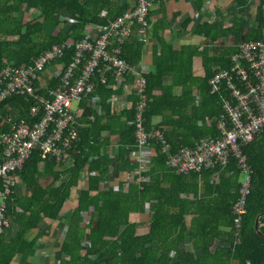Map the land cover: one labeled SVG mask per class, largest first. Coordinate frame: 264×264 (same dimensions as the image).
<instances>
[{"label":"trees","instance_id":"16d2710c","mask_svg":"<svg viewBox=\"0 0 264 264\" xmlns=\"http://www.w3.org/2000/svg\"><path fill=\"white\" fill-rule=\"evenodd\" d=\"M263 6L264 0L257 19L258 31L246 40L264 37ZM127 8L114 0H0V71L6 61L28 65L54 45L80 41L87 37L88 26L107 27ZM26 9L36 11L37 17L27 20ZM104 11L106 16H102ZM63 12L68 13L72 29L57 35L46 32V23L58 26ZM143 47L134 30L121 46V57L136 68ZM198 54L194 47L184 46L177 51L162 45L161 53L155 55V72L144 76L148 99L145 127L163 130L172 153L219 135L221 105L219 96L211 94L209 81L215 72L213 66L229 67L232 56L227 62H219L204 54L205 75L197 77L193 59ZM73 55L71 46L61 63H69ZM94 83L95 93L101 96V114L94 113L93 120H86L79 130L72 167L68 172L57 171L55 159L43 160L41 152L34 151L20 172L31 196L14 195L9 199L8 217L16 218L24 231L35 228L41 216L56 221L71 190L85 179L86 188L67 222L66 237L56 255L59 264H264V218L259 221L261 234L255 230L257 217L264 215V131L244 148L251 168V192L247 214L237 229L233 206L239 197L242 171L234 160L198 173L175 174L161 145L153 141L156 154L146 180L127 185L128 174L137 169L131 155L137 150L133 119L138 96L132 90L128 106L116 113L112 101L123 92L124 85H117L112 74L107 85L101 84L98 75ZM31 105L30 99L20 96L1 102L0 133L6 130L7 118L38 121L29 115ZM156 118H160L157 123ZM116 141L119 151L111 156L106 149ZM41 162L43 171L39 168ZM47 175L52 181L43 188L39 178ZM87 213L91 218L85 224ZM139 221L146 223V234L137 233ZM8 251L2 253L0 264H10L15 251ZM34 252L33 247L30 255Z\"/></svg>","mask_w":264,"mask_h":264},{"label":"built area","instance_id":"2783aa9c","mask_svg":"<svg viewBox=\"0 0 264 264\" xmlns=\"http://www.w3.org/2000/svg\"><path fill=\"white\" fill-rule=\"evenodd\" d=\"M134 1L131 10L115 17L107 27L92 26L91 32L80 41L54 45L28 65L5 62L0 71V103L15 96L26 97L32 101L29 115L38 121L4 120L6 130L0 133V241L10 226L7 202L15 195L20 172L33 152L39 150L43 160L50 158L60 164H73L79 123L71 110L72 103L88 99L99 108L100 97L95 93L94 83L96 75L104 85L108 84L110 74L117 85L126 84L133 67L121 57V46L134 30L140 42H148L149 14L156 0ZM102 16H106V11ZM71 46L73 58L69 63H61ZM57 61L59 64L52 66V77L46 79L48 66ZM52 80L56 81L54 86ZM134 85L138 96L133 119L137 150L131 159L137 165L136 183L146 180L145 174L156 154L151 145L153 141L161 145L162 153L167 155V164L175 174L198 173L226 166L234 160L247 177L233 206L234 224L240 229L251 192V168L244 148L264 131V37L242 42L231 58V65L215 70L209 86L211 94L219 96L221 105L217 122L219 135L201 141L194 148L182 147L172 153L163 130L146 129L144 113L148 99L144 75H137ZM113 100L115 106H123L126 96L116 95Z\"/></svg>","mask_w":264,"mask_h":264},{"label":"crops","instance_id":"0c3cea01","mask_svg":"<svg viewBox=\"0 0 264 264\" xmlns=\"http://www.w3.org/2000/svg\"><path fill=\"white\" fill-rule=\"evenodd\" d=\"M120 7L128 6L127 10L134 7V0H114ZM263 0H156L151 7L149 14V32L148 42L144 44L141 60L130 75L126 77V84L123 92L126 101L123 106H115L112 101L113 109L116 113L128 106V94L135 90L134 79L137 75H147L154 73L156 68L154 65L155 55L160 54L162 45L172 46L174 50L179 51L181 47H194L198 49L199 54L193 59V72L197 77H204L205 69L203 65V55L207 58L215 59L219 62H227L237 52L242 42L256 41L246 40L247 36L258 31L259 23L257 21L258 14L262 9ZM264 8V6H263ZM27 10V9H26ZM25 18L31 20L37 17V12L27 10ZM62 22L58 25L46 23L45 31L57 35L61 31H69L72 29V22L68 13L63 12ZM203 28L201 29V27ZM91 27L87 30V34L91 32ZM201 30V31H199ZM264 33V30L262 31ZM260 32V34H262ZM206 35L212 38L206 37ZM137 36V34H136ZM220 66H213V70L219 69ZM54 69L49 68L46 71L45 78L52 77ZM136 91V90H135ZM197 93V91H196ZM121 94H117L120 96ZM126 94V95H125ZM98 95V94H97ZM100 101L97 104L99 108L94 106L88 99L79 102L77 112H73L79 123V130L86 124V120H93L94 113L101 114ZM86 102L84 105L83 102ZM100 112V113H99ZM160 118L155 119V123ZM118 142L108 149L107 153L115 156L119 151ZM50 159V158H49ZM57 171L68 172L73 164L58 163ZM40 171L44 169V162L39 165ZM69 177L67 173L64 179ZM136 171L128 174V183L137 180ZM52 177L39 178V183L46 188ZM114 181H117L115 179ZM116 183V182H112ZM87 181L82 179L77 187L71 190L70 199L66 202L62 209L60 218L56 221L40 217L35 228L28 231L22 229L21 223L14 217H9L10 226L6 229L0 241V257L6 250L8 252L15 251L10 264H59L56 259L57 253L61 250L63 241L66 237L67 222L74 209L78 205V200L83 189L86 188ZM117 185V184H116ZM126 185V186H127ZM127 188V187H126ZM17 198H27L31 193L27 190V186L21 180L16 189ZM29 216V215H27ZM91 213L85 214L84 223H88ZM138 220V218H136ZM26 223V222H25ZM137 233L139 235L146 234L148 227L145 222L138 223ZM27 225V224H26ZM23 237V240H22ZM218 244V241H217ZM34 247V254L31 253ZM189 249V245H186ZM25 253H29L25 255Z\"/></svg>","mask_w":264,"mask_h":264},{"label":"rangeland","instance_id":"374dc122","mask_svg":"<svg viewBox=\"0 0 264 264\" xmlns=\"http://www.w3.org/2000/svg\"><path fill=\"white\" fill-rule=\"evenodd\" d=\"M79 102H77V101H74L73 103H72V107H71V110L73 111V112H77V110H78V108H79ZM246 175L244 174V173H242L241 174V176H240V181H241V183H244L245 181H246ZM139 223H142L141 221H139ZM139 226V225H138Z\"/></svg>","mask_w":264,"mask_h":264},{"label":"water","instance_id":"95a60500","mask_svg":"<svg viewBox=\"0 0 264 264\" xmlns=\"http://www.w3.org/2000/svg\"><path fill=\"white\" fill-rule=\"evenodd\" d=\"M260 218H264V215H259L256 219V222H255V230L256 232H258L259 234H261L260 232V229H259V221H260Z\"/></svg>","mask_w":264,"mask_h":264}]
</instances>
